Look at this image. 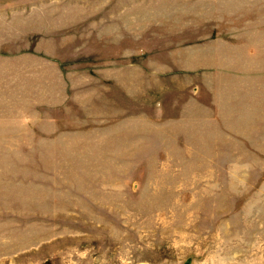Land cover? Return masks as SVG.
<instances>
[{
  "label": "rangeland",
  "instance_id": "obj_1",
  "mask_svg": "<svg viewBox=\"0 0 264 264\" xmlns=\"http://www.w3.org/2000/svg\"><path fill=\"white\" fill-rule=\"evenodd\" d=\"M136 262L264 264V0H0V264Z\"/></svg>",
  "mask_w": 264,
  "mask_h": 264
},
{
  "label": "bare ground",
  "instance_id": "obj_2",
  "mask_svg": "<svg viewBox=\"0 0 264 264\" xmlns=\"http://www.w3.org/2000/svg\"><path fill=\"white\" fill-rule=\"evenodd\" d=\"M144 263V262H143ZM136 264H137V262H136ZM145 264V263H144Z\"/></svg>",
  "mask_w": 264,
  "mask_h": 264
}]
</instances>
